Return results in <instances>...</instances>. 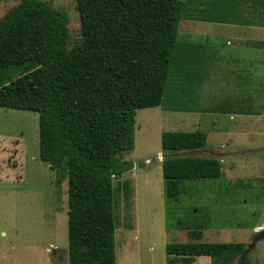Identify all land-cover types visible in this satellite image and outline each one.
<instances>
[{
	"label": "trees",
	"instance_id": "obj_1",
	"mask_svg": "<svg viewBox=\"0 0 264 264\" xmlns=\"http://www.w3.org/2000/svg\"><path fill=\"white\" fill-rule=\"evenodd\" d=\"M75 1L83 42L69 49L67 18L45 0H19L0 18V108L38 114L39 159L67 181L68 264H116L113 180L132 168L116 157L133 148L136 111L167 96L170 111L211 112L196 96L209 58L202 45L178 41L180 20H202L186 14L190 0ZM251 1L264 14V0ZM8 69L21 74L3 83ZM205 145L200 131L161 133L166 199L179 197L183 180L221 176L218 160L180 155ZM200 229L188 233L195 242L165 245L166 264H230L244 252L200 242Z\"/></svg>",
	"mask_w": 264,
	"mask_h": 264
},
{
	"label": "rangeland",
	"instance_id": "obj_2",
	"mask_svg": "<svg viewBox=\"0 0 264 264\" xmlns=\"http://www.w3.org/2000/svg\"><path fill=\"white\" fill-rule=\"evenodd\" d=\"M18 2L0 0V18ZM45 2L67 18V48L81 44L76 1ZM251 2L190 0L185 6L186 14L202 18V29L219 28L190 30L185 25L193 22L185 19L178 25V41L200 43L213 53L211 78L206 81L203 74L205 86L198 98L211 112L170 111L164 108L167 96L158 107L136 111L133 148L116 157L132 164L113 180L116 264H166L165 245L195 242L188 233L197 226L203 243H242L250 249L260 239L262 244L248 257L244 250L230 264H264V50L247 41L264 32L244 25L264 22V14L259 7L251 8ZM236 30L245 36L234 37ZM244 66L250 81L238 79ZM2 74L7 83L21 70ZM167 131L205 133L204 149L180 155L219 160L221 176L183 180L179 197L166 199L161 161L167 155L160 135ZM13 137L21 147L17 140L11 142ZM38 143L36 112L0 108V264H68L67 186L39 159ZM123 182L129 186L126 191Z\"/></svg>",
	"mask_w": 264,
	"mask_h": 264
},
{
	"label": "crops",
	"instance_id": "obj_3",
	"mask_svg": "<svg viewBox=\"0 0 264 264\" xmlns=\"http://www.w3.org/2000/svg\"><path fill=\"white\" fill-rule=\"evenodd\" d=\"M185 20H187V22L186 23H190V22H193V23H191V24H186L185 25V27L186 28H189L190 30L191 29H197V30H207V31H213V30H218L219 28L218 27H216V26H213V27H211L210 29H202L201 28V26H200V24L198 23V22H200L199 20H193V19H185ZM204 22V21H203ZM210 23V22H209ZM243 27H246V26H243ZM248 27H255V26H248ZM263 32H264V27H259ZM252 29V28H251ZM234 37H237L239 34H243L244 35V32H241V31H238V30H236V31H234ZM245 36V35H244ZM231 38H233V36H231ZM247 41H249V42H264V35H262V36H260L259 37V39H248ZM253 42V43H254ZM184 43H194V44H198V45H202V44H200V43H197V42H190V41H186V42H184ZM252 43V44H253ZM203 46V45H202ZM204 47V49L209 53L210 52V48H208L207 46H203ZM258 49H260V50H264V48H258ZM213 55V53H209V59H208V64H207V68H206V73H205V75H206V81H207V79H210L211 78V74H210V69H209V66H210V59H211V57L210 56H212ZM244 69H242V71H241V73H242V75H240L239 76V80H244V81H246L247 79L250 81V79H251V74L249 73V71H247V73H245V66L243 67ZM247 68H249V67H247ZM204 84V86H205V82L203 83ZM200 91H201V89H199V91L196 93V96H197V98H199L200 97ZM13 110V109H12ZM175 112H179V111H175ZM186 113H201V112H186ZM14 140H17L18 142H19V140L17 139V138H12L11 139V142L12 141H14ZM10 142V141H9ZM19 145H20V142H19ZM20 147H21V145H20ZM219 161V160H218ZM162 162V161H161ZM219 163H220V161H219ZM65 182V184H66V186H67V181H66V179L65 180H63V182L61 183V185L63 184ZM67 191V190H66ZM259 225H257L256 227H255V229L256 228H259L258 227ZM195 228V227H194ZM254 229V230H255ZM200 231H202L201 229H200ZM256 231H259V230H255V232ZM261 231V230H260ZM263 231H264V228H263ZM200 242H201V240H200ZM239 244H242V243H239ZM262 243H261V241H260V239L259 240H257L256 241V243L254 244V246L253 247H250V249H247L246 248V246L244 245V244H242L243 246H244V250L246 251V253H247V257H248V254L251 252V250L255 247V246H259V245H261ZM198 258H202V257H197L196 258V260H195V262L193 263V264H200V263H204L203 261H210V258L209 257H203V258H207V259H203V260H200L199 261V263H197V259ZM209 258V259H208Z\"/></svg>",
	"mask_w": 264,
	"mask_h": 264
}]
</instances>
